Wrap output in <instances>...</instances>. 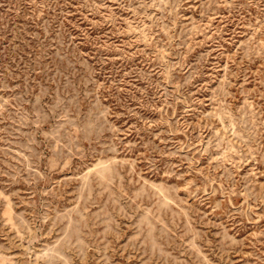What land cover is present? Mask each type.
Here are the masks:
<instances>
[{"label":"rangeland","instance_id":"obj_1","mask_svg":"<svg viewBox=\"0 0 264 264\" xmlns=\"http://www.w3.org/2000/svg\"><path fill=\"white\" fill-rule=\"evenodd\" d=\"M0 264H264V0H0Z\"/></svg>","mask_w":264,"mask_h":264}]
</instances>
